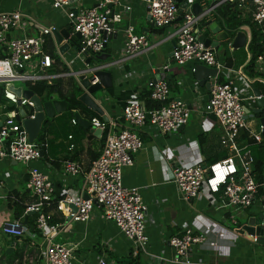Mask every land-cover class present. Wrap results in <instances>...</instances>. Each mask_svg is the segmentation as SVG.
Returning a JSON list of instances; mask_svg holds the SVG:
<instances>
[{
    "label": "built area",
    "instance_id": "obj_1",
    "mask_svg": "<svg viewBox=\"0 0 264 264\" xmlns=\"http://www.w3.org/2000/svg\"><path fill=\"white\" fill-rule=\"evenodd\" d=\"M52 8L64 13L71 25L73 33L79 35V49L75 53L76 59L83 64L85 70L64 74H49L48 70L55 64L54 60L44 53V36L51 35V30L42 31L39 37H11L15 31L25 27L24 16L19 11L0 13V51L5 57L0 58V85L4 87L3 97L7 105L13 110L5 111L6 105L0 107V118H4L0 126V161H13L30 166L41 158V144L29 142L28 136L22 129L24 119H34V113H27L19 122L15 118L19 115V107L33 109L29 100L17 97L14 92L6 89V85L18 82L34 85L37 82L50 84L60 77L73 78L83 90L79 77L90 73V59L94 61L105 53L107 39L112 37L119 24L122 14L118 10L124 0H100L96 7L83 9L72 5V0H50ZM150 22L156 29L173 27L170 38L174 41L171 61L177 66L186 64H200L208 68L220 69L212 48L206 47L199 41L198 23L211 10L223 3L249 4L252 7V21L260 32L262 52L253 62V71L264 80V0H214L213 7L201 15L194 16L190 12L194 0H178L186 3L182 10L180 23L175 22L180 17L177 0H139ZM128 11L129 8L123 6ZM124 42L122 54L125 59H131L150 50L146 36L134 33L131 26L123 31ZM57 53V52H56ZM59 53V52H58ZM57 53V54H58ZM62 57L60 54H58ZM59 59V58H58ZM61 60H63L61 58ZM60 61V59H59ZM65 63V61H62ZM108 64H101L96 70L108 69ZM169 66H164L166 70ZM194 73V69L192 70ZM96 79L89 85H94ZM147 98L154 103H160V108L146 110L142 108L137 98L130 99L122 109L118 121L104 122L97 117L89 120L90 128L100 130L103 144L98 157L92 161L88 170H84L75 162L66 161L62 167L63 176L83 177L84 190L88 199L82 197L75 200L66 196L57 202L56 210L67 211L72 222L86 224L92 220L95 210L102 213L105 221L112 222L119 233L129 241L131 248L129 257L138 258L148 256V237L146 235L147 207L144 204L140 188L125 187L122 181L123 171L133 166L134 156L143 149V143L137 131L148 125L160 135L176 132L187 124L190 109L179 101L168 100L169 86L165 79H152L146 84ZM264 95L256 98L250 88L248 80L242 76L229 79L226 82L213 81L207 102L202 108L195 107L193 113L211 116L221 128V147L227 152V157L209 166L196 165L192 167L172 166L171 179L177 193L183 201L191 202L201 197L202 189H206L205 200L212 201L217 195L218 209L231 207L234 213L240 214L252 208L258 202V190L261 187L254 178L253 158L248 149L238 150L237 138L247 129V116L244 103L253 105ZM20 103V105H18ZM1 120V119H0ZM72 125H76L71 120ZM264 126L260 124L253 131V139L261 143V132ZM69 140L72 136L68 137ZM70 151L74 144H70ZM165 160V159H164ZM26 188L35 202L25 211L36 215V239L31 245H38L41 264H73L72 249L66 245L52 241L59 225L49 224V217L42 211L50 206L55 198V188L48 177L37 169L28 167ZM3 185L0 181V201ZM264 203V202H263ZM77 211L71 213L70 206ZM264 207V206H263ZM264 213V208L262 209ZM236 217H231L229 223L237 224ZM1 233L11 240H18L28 233V227L23 226L22 220L13 219L2 223ZM211 228L206 226L203 232L185 230L181 236L171 237L169 246L174 257L165 260L153 257L158 264H202L193 261L190 250L207 242V233ZM213 247L218 246L220 233H213ZM255 237L253 242H255ZM38 240V241H37ZM37 242V243H36ZM15 248V242L10 245ZM98 264H106L100 261Z\"/></svg>",
    "mask_w": 264,
    "mask_h": 264
},
{
    "label": "crops",
    "instance_id": "obj_2",
    "mask_svg": "<svg viewBox=\"0 0 264 264\" xmlns=\"http://www.w3.org/2000/svg\"><path fill=\"white\" fill-rule=\"evenodd\" d=\"M99 1L72 0V5L77 8L91 9L96 7ZM199 3L203 11H208L213 7L214 0H200ZM121 4L118 9L122 14L121 22L114 26L116 33L108 38L106 43V52L109 53L107 70L111 74L112 87L102 90L101 97L96 98V105L101 109L102 117L105 120L86 108H83L84 113H90V115H94L93 117L104 122L118 121L122 115L123 106L130 99L137 98L144 108V99L147 97L146 84L149 80L157 77L168 82V100L182 102L190 109L187 124L174 133L160 135L148 125L139 129L137 134L143 143V149L134 156L133 166L123 171L124 186L139 187L142 200L147 207L145 226L149 255H140L137 258V264H158L151 255L171 260L174 257L173 250L169 246L171 237L181 236L185 230L203 232L206 226L211 228V232L206 235V243L190 250V257L193 261L202 264H264V244H258L241 236L237 232L238 225L233 226L229 223V219L233 216L236 217L240 227L244 226L251 217L259 219L264 208L262 197H258V202L252 208L236 215L231 207L224 210L218 209L217 195H214L212 201L208 203L205 200L206 189H202L201 197L198 200L183 201L175 186L170 183V168L172 166L201 165L207 167L213 159L222 153H225L227 157V152L220 145L223 132L211 116H202L192 111L195 107H203L207 102L209 90L207 91L205 87H201L195 81L192 70L200 64L177 66L172 63L174 41L170 35L174 28L156 29L147 20L149 17L139 0H124ZM123 6L129 10L122 9ZM252 10V7L241 8L240 19H250L253 23ZM12 11L22 13L26 25L22 30L12 33L11 37L35 38L42 36V31L48 29L61 31L70 25L64 13L52 8L50 0H0V13ZM203 21L205 25H201L200 22L197 25L199 36H204L214 42L212 50L220 67L216 77L209 79L208 83L212 84L214 80L226 82L240 75L248 80L252 92L258 90L260 95H264V80L253 71V65L248 69L250 55L247 49L251 39L250 27L243 24L238 28L237 31H242L245 34L246 44L238 50H232L230 47L234 37L231 36L232 29L226 20L217 15L216 8L205 15ZM179 23L180 21H176L175 25ZM127 26L133 27L135 34L146 36L150 45V50L147 53L131 59L124 58L122 54L123 31ZM212 27L213 31L217 30L218 32L213 33ZM227 31H229L227 40L217 39ZM45 37L51 39L55 51L58 53V47L55 46L52 36ZM57 53L61 64L60 66L54 64L49 69L50 71L63 68L67 74L71 71L85 70L84 65L79 63L71 48L62 57ZM91 64L93 65V62ZM166 65L169 67L164 70ZM68 78L60 77L64 81ZM23 85L25 88H19L29 90L26 84ZM244 106L248 113H252L256 109L255 104L244 103ZM24 108L27 112H32L27 107ZM78 114L83 120H89L84 114L79 112ZM251 115L247 116V129L242 131L237 138V143L244 145L243 149H247L245 140L242 138L243 135H246V139H253V131L259 125ZM72 119L74 120L73 117ZM42 131V156L28 167L42 172L53 183L55 198L52 203L58 202L66 196L75 200L80 197L83 199L87 196L83 177L81 175L63 176L62 167L66 161H72L80 165L82 169L88 170L92 161L100 153L103 144L102 135L96 137L89 129L72 125L66 113L56 115L42 128ZM69 136H72L71 140L68 139ZM71 143L74 144V149L70 151L68 148ZM28 167L13 161H0V181L3 185L1 194L3 197L7 199L16 196L21 201V205L29 206L35 202L26 188ZM5 201H0V216L3 218V223L13 220L12 213L7 210ZM45 215L49 219L53 217L58 221L54 224L59 225V228L52 241L72 249L73 264H98L100 261H104L106 264H124V261L130 258L131 245L129 241L119 233L112 222L103 219L100 211L95 210L92 220L86 224L67 223L66 218L69 217L67 211L54 209ZM27 217L35 225L36 215L30 214ZM33 232L34 228L28 229L26 235L15 241V247H19L25 238L30 239V245L25 250L23 257V262L28 264H32L34 259L40 258L38 245H31L33 239H36V233ZM213 233L221 234L217 239L218 246L216 248L212 246ZM7 241L10 242L11 239L7 238ZM9 242L5 247V250L11 249L8 254L14 250Z\"/></svg>",
    "mask_w": 264,
    "mask_h": 264
},
{
    "label": "water",
    "instance_id": "obj_3",
    "mask_svg": "<svg viewBox=\"0 0 264 264\" xmlns=\"http://www.w3.org/2000/svg\"><path fill=\"white\" fill-rule=\"evenodd\" d=\"M195 2L190 7V12L194 16L201 15L205 10L203 11L202 7L200 6L199 1L200 0H194ZM210 1V0H208ZM178 4V13L179 18L177 21H180L182 10L186 7V3H181L177 0ZM147 20L150 21V18H147ZM201 25H205L203 19L200 21ZM213 33H217L218 31H213V27L211 29ZM228 32H225L221 34L219 37H217L218 40H227L228 39ZM52 39L56 47H58V52L61 56H63L70 48L74 53H76L79 49V35L76 33H73L71 30V25H68L65 27V29L61 31H56L55 29L51 30ZM199 41L203 43L206 47L212 48L214 46V42H212L210 39H206L204 36H199ZM174 43V42H173ZM246 44V36L242 31H237L232 38V42L230 44V47L232 50H238L242 47H244ZM109 58V53L106 52L102 55L98 56L94 61L90 59L86 61V64H89L90 62V73H87L86 75H82L79 77L78 81L80 82L81 86L83 87V90L81 89V95L78 97V102L86 109L98 114L99 116H103V113L101 109L96 105V100L93 97V94L110 89L112 87L111 84V74L107 70H96L95 68L98 67L101 64L107 63ZM93 62V65L91 64ZM217 75V69L208 68L203 65H197L194 67V77L195 81L199 83L201 87H205L208 91L210 89L211 83H208L209 79H214ZM157 77L156 79H158ZM96 79V83L94 85H89V81L92 82ZM6 89L14 92V94L17 97H22L25 100H29L33 104L32 112H27L24 107H19L18 112L19 115L15 118L17 122H19L21 119H24L27 113H34V119H24L21 123L22 129L25 131V133L28 136L29 142H37L43 140V131L42 128L45 126L50 120H52L56 115L64 114L67 111V103L65 101L57 100L55 97L50 96L47 100L42 101L38 97H36L30 90H22L19 87H14L12 84L6 85ZM253 95L258 98L260 97V92L258 90H253ZM20 105V103H18ZM256 109L252 111V115L257 121L258 124L261 126H264V98H260L255 103ZM245 114H248V110L244 109ZM73 118L76 123V125L84 128L89 129L90 132L96 137H100L101 131L100 130H93L90 128L89 120H83L78 112L73 113ZM103 120H105L102 117ZM4 121V118H1L0 120V126L2 122ZM182 128V127H180ZM179 128V129H180ZM261 138L264 142V129L261 132ZM42 156V151H41ZM84 200H87L88 197L85 196L83 198ZM71 213H75L77 211L75 206H70ZM34 214L33 212H27L26 216L24 217V220L22 221L23 226H27L26 218L28 215ZM67 223H71V218H66ZM33 231V229H32ZM238 234H240L243 237L248 238L250 241L255 239V242L258 244H264V213L260 214L259 219L255 217H251L247 220L246 224L244 226L238 225ZM11 249H7L6 253H9Z\"/></svg>",
    "mask_w": 264,
    "mask_h": 264
},
{
    "label": "trees",
    "instance_id": "obj_4",
    "mask_svg": "<svg viewBox=\"0 0 264 264\" xmlns=\"http://www.w3.org/2000/svg\"><path fill=\"white\" fill-rule=\"evenodd\" d=\"M245 7H251L249 4L239 5L238 3H223L220 6L216 8L217 15L221 17L222 19L226 20L228 22L229 27H231L232 34L231 36H234V32L236 33L238 28L241 27L243 24H246L251 29V39L250 44L248 46V54L250 55V61L248 63V69H250L253 65L254 60L258 55L262 52V44H261V38H260V32L256 28L255 24L248 20H242L241 17V8ZM45 42L43 46V51L45 54L50 56L54 62L55 65H59V59L56 55L55 48L53 46V43L50 38L45 37ZM5 57V55L0 51V58ZM65 69H55L53 71H48V73L51 74H62L65 73ZM26 87L39 99L42 101L47 100L50 96L55 97L58 100L65 101L67 103V111L66 116L72 120L73 113L76 111L79 113L84 114L89 120L93 118L94 115H90V113H84V107L78 102V97L81 95V89L78 86V84L75 82L74 79L68 78L65 81L62 79H56L53 80L50 84L46 82H37L34 85L26 84ZM4 87L0 85V107L6 105L5 111H11L13 110V106L7 105L6 101L3 97ZM162 104L160 103H154L151 102L147 97L144 99V109L150 110L155 108H160ZM84 108V109H83ZM31 111V110H29ZM245 140L246 147L250 151V154L253 158V174L255 181L261 186L258 190V197H262L264 199V142L256 143L253 139H246V135H243L242 137ZM39 144H42V141H40ZM226 157L225 153H222L219 157L213 159L210 164H213L214 162L224 159ZM264 202V200H263ZM6 208L9 212L12 213L13 219L23 220L25 217L26 209L28 205H21V201L16 196L14 197H8L5 201ZM57 207V201L50 204L49 207H46L43 209L44 214H49L51 211L56 209ZM58 221L51 217L49 219V224L54 225ZM34 222L29 221V217H27V227L31 230V228L34 227ZM37 235V232L34 229V232ZM16 240H11L9 242V245H11ZM8 246V244H6ZM5 245V247H6ZM30 245V239H26L23 241V244L19 247H15L13 252L10 254L6 253L5 248L3 249V252L0 251V264H28L23 262V257L25 254V250ZM32 264H41V257L37 260L34 259V262ZM124 264H137V258L132 259L129 258L127 261H124Z\"/></svg>",
    "mask_w": 264,
    "mask_h": 264
},
{
    "label": "rangeland",
    "instance_id": "obj_5",
    "mask_svg": "<svg viewBox=\"0 0 264 264\" xmlns=\"http://www.w3.org/2000/svg\"><path fill=\"white\" fill-rule=\"evenodd\" d=\"M14 87H23V88H25V85H23L22 83H18V82H16V83H14V85H13ZM101 95H102V92L101 91H98V92H96V93H94L93 94V97H94V99L96 100V98H100L101 97ZM250 120H252V119H250ZM254 123H256V121H254ZM44 127V126H43ZM219 129V128H218ZM257 129V128H256ZM244 145H238V150L240 151V152H243V147ZM5 222V221H4ZM2 223H3V218L0 216V228H1V225H2ZM7 236H5V235H3L1 232H0V251H2L3 252V249L5 248V245L9 242V241H7ZM9 239V238H8ZM36 257L38 258V254L36 255Z\"/></svg>",
    "mask_w": 264,
    "mask_h": 264
}]
</instances>
